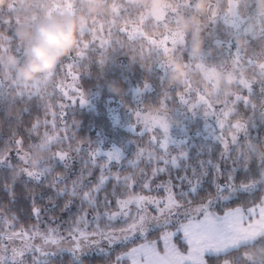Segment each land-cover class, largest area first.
Returning a JSON list of instances; mask_svg holds the SVG:
<instances>
[{
  "label": "trees",
  "instance_id": "1",
  "mask_svg": "<svg viewBox=\"0 0 264 264\" xmlns=\"http://www.w3.org/2000/svg\"><path fill=\"white\" fill-rule=\"evenodd\" d=\"M177 6L185 16L196 15L195 0H176ZM218 0H211V11L202 16L203 23L199 26L200 31L184 30L181 27L180 19L172 12L165 16V23H156L152 16L143 18L147 11V5L144 0H108V9L105 12L89 14L86 9V0H55L54 19H66L71 16H83L84 22L79 27V43L69 55L62 61L73 54L78 48L81 39L84 41L91 40L90 35L81 36L83 28L95 29L99 24L106 27L111 25V35L105 38L110 39L113 43L111 48L106 49L103 54L105 63L100 66L96 63L100 59L99 50L90 53L89 59L82 63L85 67L79 69L80 78L73 84L70 78L65 79L64 76L52 75L44 76L30 84L38 83L41 88L53 91L52 87L59 81L64 84L71 85L66 87L70 96L74 97L75 103L66 98H62L59 90L50 99L53 105V112H60L59 104H65L63 109L64 118L61 121L57 116L56 123L58 127L55 134L68 135L74 137L70 141H66L62 145H57L52 151H64L70 154L74 160L68 167L57 164L54 165L51 160L52 151H49L47 145L44 144L43 134L47 131L53 134L51 124L45 126V119L52 121L51 114L45 116L41 102L38 99L19 100L17 96V87L12 85H25L15 82L9 74V69L4 63L2 57L8 52L13 53L21 61L25 58L24 42L19 41L16 32L18 28L30 27L35 31L36 26L43 21V11L47 7L53 6L49 0H12L10 6L0 8V156H7L17 146L14 141L17 138L23 139L22 147L31 155V161L36 166L43 168L51 167V174L36 183L26 177L25 171L22 170L23 163L14 161L11 167L0 166V213L5 217L16 216L15 230L38 229L47 234L48 228L57 230V236L69 237V229L73 226L74 220L82 214L81 201L78 197L68 195H58L52 188L48 187L57 176H64L67 188H72V181L76 180L81 172L84 174L83 183L87 185L83 190L87 191L97 181L101 174V165L106 164V156L100 155L95 158V164L92 163L90 153L98 146H117L122 150L121 161L119 165L115 162L108 164L105 174L117 173L121 176H133L136 183L131 189L120 187L117 195L121 198L134 197L137 195H155L164 196L163 188L157 189V185L166 184L171 180L172 184L178 183L176 177L187 175L195 181L192 170L195 169L199 175L205 172L201 178V188L199 195L192 200L191 205H199L206 200L211 194L215 195V187L213 180L216 179L214 165L219 164L221 174L218 182L223 184L227 174L231 171L235 178L236 184L242 182L247 183L249 180L260 179L261 171L264 170V115L260 113L264 110V104L260 100L264 98V93L260 91L261 85L258 83L254 86L253 102L257 103L258 110L253 113L252 109L245 108L242 103L237 105V113L229 117L230 123H235L237 119L249 122L247 135H242L238 141V146L230 145V153L228 157L221 159L223 146L219 140L211 137H204L201 133L206 121H210L218 127L214 116H205L202 109L197 111H188L185 106L180 105L177 93L184 92L190 85L192 90H198L205 96L215 100L217 95L223 99V94L238 93L247 95V90L242 86L233 83L231 87H220L215 94L211 93L214 84L207 82L202 72L191 66L189 56L194 57L199 62V58L210 54L213 59L209 61L207 66L224 69L234 63L231 57H227L222 45L212 47V41L208 38L209 23L208 19L213 11L220 14L222 7L217 6ZM255 11L261 10L258 0H253ZM127 24H137L145 28L149 32L177 30L179 27L184 31V41L180 44L184 46V52H177L175 55L171 53L164 55L158 53L156 49L149 43V39L141 38L129 39L128 36L120 32V29ZM247 32L253 37L248 40L241 36L236 43L243 50L245 55L251 54L253 51L264 52V22L257 21L256 16H252L247 24ZM220 33L226 35V31L222 25L217 29ZM203 38V49L200 51L193 50V43ZM243 41V44H241ZM98 47V41H97ZM171 58L175 63L183 65L186 73L183 83H175L172 81V69H167V79L162 80L163 72L155 67L157 63H163L164 60ZM223 59L221 62L220 60ZM61 61V62H62ZM60 62V63H61ZM58 67V66H57ZM249 78H253V69L246 63L239 66ZM57 69V68H56ZM153 69V70H152ZM152 70V71H151ZM145 82L149 88L142 92L139 97L136 95L137 89H142ZM117 83L123 88L120 94L111 90V84ZM74 87L75 89H71ZM82 92L87 99V103L81 105L79 103V95L76 90ZM168 92L171 99L166 101L167 108H161L160 99L163 94ZM190 98L195 101V92L186 95V99ZM139 100V104L137 103ZM142 106L150 110H162L167 112L173 121V133L176 136L183 135L186 142L180 146H173L169 149L166 157L171 159L178 156L179 152L185 153L184 157L178 160V166H165L162 161L153 159L148 160L147 153L152 151L156 156L163 155L158 149H154L149 145L150 137L148 134L140 136L132 134L124 130L119 124H116L111 118V113L116 112L123 122L133 120V112ZM214 107L218 111L222 104H215ZM41 121L38 133L41 136L34 143L29 142L28 129L36 121ZM225 124L224 132L227 133L231 128L228 123ZM37 133H32V139L35 140ZM91 142V143H90ZM79 148L77 152L75 149ZM138 148L145 149L144 157L140 158L135 166L131 161L136 160V152ZM237 153H242V159H237ZM211 162V163H210ZM235 162V164H234ZM247 164V168L243 164ZM235 170L233 171V167ZM153 168H167L164 172L152 175ZM89 172L91 175H88ZM89 181L91 183H89ZM144 182L150 184L152 191L142 187ZM65 183H59L58 187L64 188ZM113 181L109 180L98 193V201H103L107 195L110 200L113 189ZM11 184L13 195L10 197L5 185ZM187 183L184 189L187 190ZM79 191V189H78ZM175 191V189H174ZM227 195V193H225ZM264 195V178L260 179V184L253 192L238 191L234 193L228 202H221L220 205L212 210L222 214L224 210L235 208L237 206H251L247 201H259ZM33 197L35 198V207L41 211V218L37 221L32 215ZM71 201L67 209L64 205ZM188 206V204H185ZM83 212L87 213L90 221L95 211H116L113 203L112 208L105 209L101 204L96 210L89 207L87 203L83 204ZM135 212V210H133ZM106 223V221H105ZM35 226V228L33 227ZM119 226V225H118ZM103 227V224L101 225ZM88 231H91L89 227ZM160 232H152L148 235V240H154ZM140 242L137 240L136 243ZM181 250H185V246L180 244V240H176ZM134 245L123 246L115 244L107 254L91 253L78 257L70 250H63L56 254L40 256L34 260L31 253L28 254L26 260L28 264H113L116 256L126 252ZM162 247V246H161ZM264 248V238H258V241L247 247H242L238 251L229 256L221 257L219 260L209 259L208 264H264V255L260 249ZM122 264H130V262H122Z\"/></svg>",
  "mask_w": 264,
  "mask_h": 264
},
{
  "label": "snow or ice",
  "instance_id": "2",
  "mask_svg": "<svg viewBox=\"0 0 264 264\" xmlns=\"http://www.w3.org/2000/svg\"><path fill=\"white\" fill-rule=\"evenodd\" d=\"M217 6L222 7L219 15L213 11L208 19L209 33L208 38L212 41V47L222 45L227 57H231L234 65L239 67L241 64L246 63L253 69V78H241L238 81V86H242L247 90V95L238 93L223 94V99L220 94L217 95L215 100L205 96L198 90H192L190 85L184 92L177 93V98L180 105L185 106L188 111H197L202 109L205 116H214L219 128V135L217 139L223 146L221 159L228 157L230 153L229 141L224 137V129L226 122H229V117L236 115L237 105L242 103L245 108H251L253 113L258 110L257 103L253 102L254 86L258 83L261 85L260 91L264 93V52L253 51L249 55H245L243 50L240 49L236 43L237 39L243 36L249 42L253 37L247 32V24L252 16H256L258 20L264 22V14L255 11L253 0H218ZM163 21H161L162 23ZM222 25L226 31V35L217 31L218 27ZM121 33L128 36L129 39H137L144 36L138 29L132 28L129 30L127 27L120 29ZM111 35V25L105 26L99 24L95 29L83 28L81 36L90 35L91 40L81 42L76 51L62 61L54 75L64 76L65 79L70 78L75 84L80 76L78 75L79 69L85 67L82 63L89 59L90 53L99 50L100 59L96 62L103 66L105 60L103 58L104 51L111 48L112 41L105 38ZM149 39V43L157 50L158 53L164 55H175L177 52L183 54L184 46L179 43V37L175 33H168L160 39ZM98 41V47H97ZM213 57L206 54L199 58V62L194 57L189 56V63L197 69L207 70V65ZM223 59L220 60V62ZM163 72L162 80L167 79V66L163 63L154 65ZM153 70V69H152ZM151 70V71H152ZM17 87V96L19 100H33L38 99L41 102L45 116L51 114L52 121L45 119L43 121L45 126L51 124L53 134L44 132V144L47 145L49 151H52L57 145H62L66 141L74 139L68 135L55 134L58 127L56 123L57 116L61 121L64 118L63 109L65 104L60 103V112H53V105L50 99L56 94V90L62 94V98L73 101L74 97L69 95L63 81L57 82L53 87V91L41 88L38 83L25 84V85H12ZM149 85L145 82L142 89L136 90V95H139L147 90ZM0 89H3V84H0ZM79 95V103L81 105L87 103V99L82 92L76 90ZM195 92V101L190 98L186 99V95ZM171 99L168 92H165L160 99L159 103L161 108L166 109V101ZM222 104V107L217 111L214 107L215 104ZM264 104V98L260 100ZM260 113L264 115V110ZM135 118V125H142L139 135L143 136L146 133L158 130L162 138L153 135L149 140V145L158 149L163 155L156 156L154 152L149 151L147 157L149 161L153 159L162 161L165 166L171 167L178 166V160L185 156L183 151L179 152L178 156H173L170 160L166 157L169 154V123L161 119L158 113L152 111L145 112L143 107H137L133 112ZM249 118V122H250ZM249 122L242 119H237L235 123H228V126L233 130L231 135V145L238 146L239 141L236 133L243 132L247 135ZM41 121L37 120L28 129L29 142L34 143L40 139L38 128ZM137 130V129H136ZM37 133L35 140L32 139V133ZM17 146L15 152V159L27 163L24 155L21 153L20 148L23 144L22 138H17L14 141ZM91 143V142H90ZM75 151L79 152L77 148ZM101 155V151L97 146L91 153L92 163L95 164V158ZM103 155L106 156L107 163L101 165V174L98 181L87 191L83 190L87 185L83 183L84 174L81 172L80 176L72 181V188H67L64 176H57L54 178L48 187L52 188L58 195H68L71 197H78L81 201V213L73 222V226L69 229V237L74 242V247L71 251L76 254L85 247H91L99 244L97 237L106 240L108 245L120 244L123 246L134 245L126 252L116 256L115 264H122V262H130V264H208L209 259L219 260L221 257L229 256L238 251L242 247H247L258 241V238H264V195L259 198V201H247L251 206H237L224 210L222 214L213 211L212 209L221 204V202L230 201L232 195L238 191L253 192L260 184V179L264 178V170L261 171L260 179H252L247 183H235V178L230 171L223 184L218 182L221 169L219 164L214 165L216 179L213 180L215 187V195L209 194L208 198L202 201L198 206L185 207V204L191 205L192 200L189 197L195 198L199 195L201 188V178L206 175L201 172L199 175L195 169L192 170L195 181L190 179L187 175L178 176L177 184L173 185L171 180L166 184L157 185V189L163 188L166 196L163 200L155 197L138 195L134 197L121 198L117 195V190L121 186L126 189H131L135 186V179L133 176H121L119 172L105 174V169L108 164L115 162L119 165L121 161V152L118 149H113ZM136 160L131 161L132 166L144 157L145 149L138 148L136 152ZM12 156L10 152L8 157L0 156V166L11 167L9 157ZM70 157L64 151H52L51 160L54 165L63 164L65 168L68 167ZM237 159H242V153H237ZM264 163V160H260ZM211 163V162H210ZM235 164V162H234ZM247 168V164H243ZM36 170L29 171L25 169V175L30 180L36 183L41 182L42 179L47 178L51 172V167L34 166ZM167 168H153L152 175L156 176L159 172L166 171ZM235 166L233 167V171ZM88 175H91L89 172ZM109 180L113 181V189L111 196L112 200L106 195L103 201H98L97 195L103 190L104 185ZM59 183H65L64 188L58 187ZM89 183H91L89 181ZM187 183V190L184 189V184ZM142 187L146 190L152 191L150 184L144 182ZM5 188L9 192V196L13 195L11 191L12 185L7 184ZM79 189V191H78ZM175 189V191H174ZM227 193V195H225ZM87 205L94 210L98 209L102 204L105 209H110L115 205L116 211H95V214L89 221L87 213L83 212V204ZM71 201L64 205L67 209ZM133 208L135 212H133ZM149 208L155 212V215L150 214ZM33 217L39 221L41 218V211L35 207V198L33 197L32 207ZM16 216L12 215L10 218L5 217L0 213V264H26L24 259L26 254L31 253L34 260L40 256L52 254V252L45 250L41 246L31 243L37 236L43 239L45 245H58L63 237L57 236V230L48 228L47 234L40 233L36 230H15ZM106 221V223H105ZM103 224V227L101 225ZM119 225V226H118ZM35 228V226H33ZM91 227V231H88ZM172 229V230H169ZM160 232L154 240H148V235L152 232ZM179 238L180 244L184 245L186 250L182 251L180 246L175 242ZM19 240L21 244L17 246L15 242ZM137 240L142 241L136 243ZM162 246V247H161Z\"/></svg>",
  "mask_w": 264,
  "mask_h": 264
},
{
  "label": "clouds",
  "instance_id": "3",
  "mask_svg": "<svg viewBox=\"0 0 264 264\" xmlns=\"http://www.w3.org/2000/svg\"><path fill=\"white\" fill-rule=\"evenodd\" d=\"M144 2L147 5V13L154 17L159 18L169 12L174 13L180 19L181 27L186 31L193 29L200 31L199 26L203 23L202 16L212 10L211 0H195L198 14L192 16H185L177 6L176 0H144ZM11 3L12 0H0V8L8 7ZM49 3L53 6L45 8L44 19L36 26L35 31L30 27L17 29L16 36L25 45L24 60L21 61L11 52L2 57L15 82L30 84L44 76L51 77L60 62L73 52L79 43L78 32L84 17L70 15L66 19H54L55 0H49ZM258 4L260 9L264 10V0H258ZM86 9L89 14L105 12L108 9V0H86ZM203 44V38L197 39L192 45L193 50H202ZM185 75L183 65L175 63L172 69V81L183 83ZM233 82L231 73L222 74L213 85L211 93L215 94L220 87H231ZM111 90L117 94L123 92V88L117 83L111 84ZM260 252L264 255V248H261Z\"/></svg>",
  "mask_w": 264,
  "mask_h": 264
},
{
  "label": "rangeland",
  "instance_id": "4",
  "mask_svg": "<svg viewBox=\"0 0 264 264\" xmlns=\"http://www.w3.org/2000/svg\"><path fill=\"white\" fill-rule=\"evenodd\" d=\"M259 13L261 14H264L263 11H260ZM152 15L148 14L147 11L145 12V14L143 15V18L146 19L147 17H150ZM166 15H164L163 17H154L152 16V18L155 19L156 23H160V21H164L166 18H165ZM257 21H260L256 18ZM166 21V20H165ZM162 23H165L166 22H162ZM127 27L129 30H131L132 28H136L138 29L141 33L144 34L143 37H147V38H151V39H160L162 36L164 35H167L168 33H175L177 34V36L179 37V43L183 42L184 41V31L182 28H178L177 30H167V31H158V30H153L154 32H149L147 31L145 28L137 25V24H127V25H124L122 28H125ZM169 55V54H168ZM164 65L167 66V69L169 68H173V65L175 64V62L171 59V58H168V60H164L163 62ZM201 72H202V75L203 77L206 79L207 82H211L212 84H215V82L217 80H219L222 76V74H225V73H231L232 74V79H233V83H236L238 84V81L243 77V78H246V79H251L249 78V76L243 72V70L240 68V67H236L234 65V63L232 65H230L229 67L227 68H224V69H220V68H216V67H211V66H207V70L205 69H199ZM71 89H75L74 87H72ZM138 100V99H137ZM139 104V100L137 102ZM140 107V106H138ZM145 112L147 111H152L154 113H158L160 118L161 119H164L166 120L168 123H169V137H170V144H169V149L170 147H173V146H180L182 145L183 143L186 142V137L183 136V135H180V136H176L174 133H173V121H172V118L170 117V115L165 112V111H162V110H150V109H145L143 108ZM120 116H118V114L116 112L114 113H111V118L113 119V121L116 123V124H119L124 130L132 133V134H139V131L142 129V125H135V118H134V115H133V120L129 121V122H123V120L121 118H119ZM137 129V130H136ZM149 135L150 139L153 135H156L158 138H162L161 134L159 133L158 130H154L153 132H149V133H146ZM204 137H211V138H214L216 140L217 139V136L219 135V128L215 126V124H213L212 122H210L209 120L206 121L205 123V126L203 128V131L201 133ZM224 134V137L226 140L229 141V145H231L230 141H231V135L233 134V130L230 129L227 133L223 132ZM238 139L244 135L243 132H239V133H236ZM100 151H101V155H103L104 153H107L109 151H112L113 149H118L121 154H122V150L120 148H118L117 146H111L110 148H108L107 146L103 145V146H100ZM17 151V147L11 151L12 153V156L9 157V162L10 163H13L14 161H18L15 159V152ZM20 151L21 153L24 155L27 163H24V162H21V161H18V162H21L24 164V166H22V170L25 171V169L29 170V171H34L36 170V168L34 166H36L35 162L31 161V155L28 151H26L22 146L20 148ZM70 159L68 161V164H71L73 157L68 154ZM105 156V155H104ZM8 157V155L6 156ZM138 196V195H137ZM144 196H150V197H155L157 199H161L163 200L166 196V193L164 196L160 197V196H155V195H144ZM198 205H188V206H185V207H196ZM133 210H135L133 208ZM149 212L150 214L152 215H155V212L152 211L151 208H149ZM31 230H36V229H31ZM169 230H172V229H169ZM40 233H43V234H46L42 231L39 230ZM58 237H63V239L60 240V243L58 245H45L44 242H43V239L40 237V236H37L34 240L31 241L32 244L34 245H37V246H41L42 248H44L45 250L47 251H50L52 252V254H56L60 251H63V250H70L74 247V242L71 240L70 237H65V236H58ZM97 239L99 240V244L98 245H95V246H91V247H85L84 249H82L81 251H79L78 253H76V255L78 257L80 256H83V255H86V254H91V253H100V254H107L109 253L110 249L113 248L115 246V244L109 246L107 241L106 240H103L99 237H97ZM178 240V238L176 239ZM142 241L138 242V243H141ZM176 242V241H175ZM137 243V244H138ZM15 244L17 246H19L21 244V241L17 240L15 242ZM186 250V248H185ZM184 250V251H185ZM51 255V254H49ZM28 256V254L25 255L24 259L26 261V264H28L27 260H26V257ZM115 264V263H113Z\"/></svg>",
  "mask_w": 264,
  "mask_h": 264
}]
</instances>
